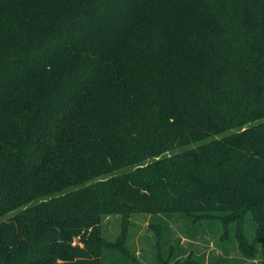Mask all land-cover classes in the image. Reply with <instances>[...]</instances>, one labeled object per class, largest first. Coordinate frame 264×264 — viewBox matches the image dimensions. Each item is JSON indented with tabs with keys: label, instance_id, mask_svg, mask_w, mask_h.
I'll return each instance as SVG.
<instances>
[{
	"label": "trees",
	"instance_id": "obj_1",
	"mask_svg": "<svg viewBox=\"0 0 264 264\" xmlns=\"http://www.w3.org/2000/svg\"><path fill=\"white\" fill-rule=\"evenodd\" d=\"M4 11L0 264H133L104 217L144 214L163 264H264V0Z\"/></svg>",
	"mask_w": 264,
	"mask_h": 264
},
{
	"label": "rangeland",
	"instance_id": "obj_2",
	"mask_svg": "<svg viewBox=\"0 0 264 264\" xmlns=\"http://www.w3.org/2000/svg\"><path fill=\"white\" fill-rule=\"evenodd\" d=\"M14 2L15 0H0V18H6L4 10L12 11ZM2 7L4 10L1 9ZM92 106H94L93 103L86 107L91 108ZM150 217L147 214L104 217L103 229L107 246L116 249L119 245L120 248L126 250L133 264H163L161 254H164V251L158 236L155 234L156 227L152 228L150 225ZM173 233L178 238V231L174 230ZM164 238H167V235ZM164 241L162 240V242ZM214 242L213 238L207 236L206 239L198 240V242H187L183 239L181 243H178L175 240L173 245L177 248L175 252L182 248L187 251L193 249L202 254L205 252L207 254L210 252L209 249L214 247ZM242 256L245 264H255V258L252 256L246 254ZM185 257L187 255H183L181 258Z\"/></svg>",
	"mask_w": 264,
	"mask_h": 264
}]
</instances>
